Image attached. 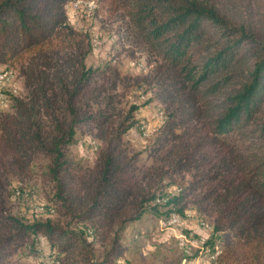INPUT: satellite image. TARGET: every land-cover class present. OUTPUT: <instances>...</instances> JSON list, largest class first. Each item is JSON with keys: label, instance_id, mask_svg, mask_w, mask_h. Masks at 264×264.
I'll list each match as a JSON object with an SVG mask.
<instances>
[{"label": "trees", "instance_id": "obj_1", "mask_svg": "<svg viewBox=\"0 0 264 264\" xmlns=\"http://www.w3.org/2000/svg\"><path fill=\"white\" fill-rule=\"evenodd\" d=\"M68 1L0 0V63L23 61L24 88L22 96L6 91L10 110H0V264H17L8 258L24 244L44 264H127L119 260L127 222L145 212L181 219L189 207L210 219L204 245L215 264H264L261 2L102 0L121 10L152 57L134 83L152 92L143 104L160 101L164 116L140 173L121 134L141 105L129 106L126 126L117 120L109 87L93 81L104 69L85 63L89 37L67 20ZM78 127L101 141L94 169L66 155ZM37 151L51 156L47 174L65 224L25 222L3 208L5 167L24 169ZM145 176L166 182L138 193Z\"/></svg>", "mask_w": 264, "mask_h": 264}, {"label": "rangeland", "instance_id": "obj_2", "mask_svg": "<svg viewBox=\"0 0 264 264\" xmlns=\"http://www.w3.org/2000/svg\"><path fill=\"white\" fill-rule=\"evenodd\" d=\"M258 1L264 8V0ZM65 11L68 22L89 37L91 48L85 63L104 69L103 75L95 76L93 81H103L109 87L110 93L113 94L112 105L114 111H117V120H122L123 126H126L125 114L129 106L141 105L133 112L136 123L121 134V139L137 153L135 165L142 173L149 168L152 161L148 152L149 145L156 136L162 115L164 116L160 101L153 99L143 104L152 92H145L134 83L135 77L151 70L152 57L127 32L121 10H113L106 6L104 1L71 0L65 5ZM22 62L0 63V70L9 68L12 72L10 80L1 85L5 94L2 93L0 97V110H10L11 102L6 100V91H10V96L13 97L24 94L23 77L19 74ZM78 129L76 140L67 147L66 155L83 169H94L101 141L92 131L83 127ZM50 164L51 156L37 151L26 168L5 167L2 173L4 188L1 191V199L6 212L25 222L51 219L65 224L70 221L69 216H63L59 212L60 202L54 197V182L47 174ZM165 182H157L154 178L145 176L139 182L137 192L148 195ZM50 206L55 210H42V207ZM193 209L194 207H189L185 217L171 224H166L168 220L163 221L150 212L143 213L137 220L127 222L122 240L126 250L119 260L127 264H215L214 255H210L209 247L204 245V239L198 238L209 236L210 219L200 217ZM201 218L205 223L201 222ZM41 244L44 245L43 240ZM8 259L15 260L17 264L45 262V256L40 251L37 254L30 253L25 244L17 248Z\"/></svg>", "mask_w": 264, "mask_h": 264}, {"label": "bare ground", "instance_id": "obj_3", "mask_svg": "<svg viewBox=\"0 0 264 264\" xmlns=\"http://www.w3.org/2000/svg\"><path fill=\"white\" fill-rule=\"evenodd\" d=\"M80 3V2H79ZM97 39H98V37H97ZM98 41H99V39H98ZM93 42H94V40H93ZM7 70L8 69H6V70H1L0 71V87H1V85L5 82L6 83V81H8V79H9V77H10V74L12 73L11 72V70H9V73H4V72H7ZM11 76H14V75H11ZM11 78H13V77H11ZM10 80V79H9ZM1 89L2 88H0V97L2 96V91H1ZM2 102H3V100H2ZM161 117V116H160ZM162 118V117H161ZM179 216L178 215H176V214H171V216H170V218L168 219V223H176V222H178V220H179Z\"/></svg>", "mask_w": 264, "mask_h": 264}, {"label": "built area", "instance_id": "obj_4", "mask_svg": "<svg viewBox=\"0 0 264 264\" xmlns=\"http://www.w3.org/2000/svg\"><path fill=\"white\" fill-rule=\"evenodd\" d=\"M9 70H10V69H8L7 72H4V73H9ZM0 88H1V87H0ZM166 224H170V223H166ZM198 238H199V239H204V241H205V239H206V238H204V237H202V236H199ZM215 255H216V253H214L213 258H215Z\"/></svg>", "mask_w": 264, "mask_h": 264}]
</instances>
